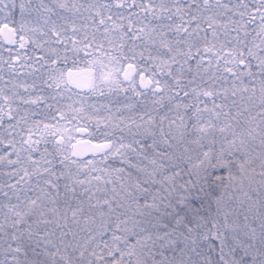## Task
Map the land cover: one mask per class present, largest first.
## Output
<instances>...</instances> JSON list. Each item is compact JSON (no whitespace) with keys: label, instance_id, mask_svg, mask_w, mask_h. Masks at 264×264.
Segmentation results:
<instances>
[{"label":"snow or ice","instance_id":"6c2138e0","mask_svg":"<svg viewBox=\"0 0 264 264\" xmlns=\"http://www.w3.org/2000/svg\"><path fill=\"white\" fill-rule=\"evenodd\" d=\"M0 264H264V0H0Z\"/></svg>","mask_w":264,"mask_h":264}]
</instances>
